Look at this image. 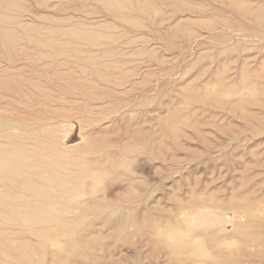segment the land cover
Masks as SVG:
<instances>
[{"label": "rangeland", "instance_id": "374dc122", "mask_svg": "<svg viewBox=\"0 0 264 264\" xmlns=\"http://www.w3.org/2000/svg\"><path fill=\"white\" fill-rule=\"evenodd\" d=\"M126 1L0 0V166L79 187L0 185V264H264V0Z\"/></svg>", "mask_w": 264, "mask_h": 264}, {"label": "bare ground", "instance_id": "6f19581e", "mask_svg": "<svg viewBox=\"0 0 264 264\" xmlns=\"http://www.w3.org/2000/svg\"><path fill=\"white\" fill-rule=\"evenodd\" d=\"M105 2V1H104ZM125 2H127L125 0ZM121 3V1H120ZM113 6V5H112ZM15 118V117H14ZM12 119V118H11ZM17 119H14L12 120V122H16ZM14 123L12 124H8L7 126V129H13V128H18V129H26V125L24 124H19V125H13ZM6 129V128H4ZM21 147V146H20ZM19 146H9L8 149H5L4 152H8L7 154H10L12 157L17 155L18 156H21L24 151L22 148H20ZM2 149H0V153H1ZM1 155V154H0ZM1 165V164H0ZM6 168L9 172H10V175H9V172L7 175H3L2 174V170ZM23 170L27 171L29 173V177L28 179H24L23 181L26 182V186L23 187V191L25 190H28V196L26 197L25 201L23 203H20V204H23L22 206V209L20 210V213H19V216L20 217H28L29 220H31L32 222H34L35 220H41V219H44V218H47V210L46 209H49V206L51 205H55V204H45L48 200H59V190H56L59 189L62 191L63 190V193L60 195L61 198H64L65 201H70V197L68 196L69 192H72L74 190H79V187L77 186L78 183L74 182V183H64V187H62L60 185V182H59V174H58V171H57V168H53V166L44 163L42 164L41 166L39 167H36L35 169H31L30 168V164L26 163V164H22V163H19L18 161H14V162H11L9 163L8 165L6 166H0V185H4L6 186V189L8 190L7 194H8V201H9V205L12 206L13 204H17L16 203V200L12 197V194L13 192L11 191H14L16 189L15 184H17L16 182V179L22 175L23 173ZM36 177H42L44 179V182L49 184L50 187L47 188V189H43L41 188L38 183L36 184L35 183V178ZM68 184V185H67ZM60 185V186H59ZM71 186L70 188H68V186ZM19 189H21L19 187ZM2 190V189H0ZM71 194V193H70ZM235 200V199H234ZM231 201V200H230ZM235 202V201H234ZM87 203V202H86ZM226 203V202H225ZM229 203V202H228ZM233 204V202H231ZM238 203V202H237ZM89 204V203H88ZM230 204V203H229ZM235 204V203H234ZM240 204V203H239ZM199 206V205H198ZM201 206V204H200ZM202 207V206H201ZM208 207V206H207ZM0 208H1V205H0ZM204 208V207H203ZM236 208V207H235ZM244 208V207H243ZM36 209H39V210H42L41 212V215H36L35 213V210ZM236 209H240L239 207L236 208ZM246 209V208H245ZM185 211V210H184ZM240 212V210H238ZM243 211V210H241ZM56 212V211H55ZM53 213V212H52ZM184 213V212H183ZM181 213V214H183ZM3 214V212H2ZM35 214V215H34ZM54 214V213H53ZM179 214V215H181ZM206 214V215H205ZM203 216L200 217L199 220H197V223H198V226H205L211 222H218L220 220V222H223V223H227V222H230L231 220V217H232V214L231 213H223V214H215L216 216V220L213 219L210 215V212H207L205 213ZM244 214V213H242ZM208 215V216H207ZM182 216V215H181ZM188 218L194 220L195 216L194 214H188L186 215ZM210 217V218H208ZM214 217V216H213ZM241 217V216H240ZM52 218V217H51ZM54 218V217H53ZM62 218V217H61ZM233 218V217H232ZM243 218V217H242ZM180 219V217H179ZM69 220V218H68ZM233 220V219H232ZM70 221V220H69ZM181 223V221H179ZM178 222V223H179ZM62 223V222H61ZM179 223V224H180ZM233 223V221H232ZM66 226V225H65ZM178 226V224H177ZM233 226V225H232ZM58 228V227H57ZM186 228V227H185ZM183 229V230H186V229ZM189 228V227H187ZM244 228V227H243ZM51 230V229H50ZM57 230V229H56ZM189 230V229H188ZM216 230V229H215ZM249 230H244L243 233L247 235V238H246V242L248 244V242H254L255 239L259 238V236L257 237L255 235V233H251V232H248ZM198 232V231H197ZM196 236V235H195ZM261 237V236H260ZM181 238V236H180ZM201 238V237H200ZM214 238V237H213ZM197 240L198 237H196ZM216 239V238H215ZM256 239V240H257ZM182 240V239H181ZM197 240H195L194 242H190V245H189V248L187 249L188 250V253L194 255L198 249L201 247V242H197ZM176 241V240H175ZM226 241V240H225ZM227 242V241H226ZM245 242V241H244ZM245 242V243H246ZM220 245L223 244L224 242L221 240V242H219ZM218 243V245H219ZM238 262V261H237ZM240 262V261H239ZM239 264V263H238Z\"/></svg>", "mask_w": 264, "mask_h": 264}]
</instances>
